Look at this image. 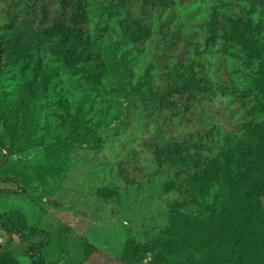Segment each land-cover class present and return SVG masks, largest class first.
Masks as SVG:
<instances>
[{
	"label": "trees",
	"instance_id": "trees-1",
	"mask_svg": "<svg viewBox=\"0 0 264 264\" xmlns=\"http://www.w3.org/2000/svg\"><path fill=\"white\" fill-rule=\"evenodd\" d=\"M57 1L58 12L42 0L40 7L34 5L32 13L28 11L33 19H24L21 24L17 18L9 19L5 32L0 33V69L20 66L23 75L22 84L13 86L8 94L12 96L10 107L0 110V144L3 138L15 141L23 131L31 140L34 122L41 117L50 123L53 115L45 110L51 106L54 116L68 125L69 148H95L99 130L106 128L105 120L99 118L103 114L87 113L90 117L83 122L80 115L88 105L93 109L111 96L122 111L143 101L162 112L181 111L199 118L206 116L208 106L218 96L233 99L232 131H218L215 138L222 135L223 139L215 141L217 150H208L206 157L194 151L189 141L174 137L152 145L156 162L169 171L165 191L179 196L170 205L165 237H157L154 243L159 244L158 253L163 252L159 261L176 259L178 264H195L183 253V247L192 244L198 253L197 264H264V63L257 77L252 74L243 88L236 90L226 78L229 72L224 63L221 66L225 70L218 77H211L210 70L201 74L204 60L191 57L190 43L177 21L190 0ZM95 2L101 19L92 30L87 5ZM212 2L213 19L205 26L212 41L222 37L245 52L260 51L257 37L264 39V0ZM102 3L106 4L103 8L99 6ZM154 22L155 34L166 41L157 49L161 45L166 49L154 63H146L142 79L134 80L131 67L144 51L139 46L152 37ZM128 40L136 49L132 60L131 49L121 51ZM157 60L165 61L163 68ZM157 69L164 81L162 87L151 82ZM231 75L228 77H234ZM66 83L72 88L67 89ZM118 112L112 114L119 121L122 115ZM216 127L219 129L216 124L209 128L210 136ZM62 145L57 143L56 152L63 149ZM0 229L21 237L38 233L17 211L0 213ZM0 264L20 263L11 253L0 252Z\"/></svg>",
	"mask_w": 264,
	"mask_h": 264
},
{
	"label": "rangeland",
	"instance_id": "rangeland-1",
	"mask_svg": "<svg viewBox=\"0 0 264 264\" xmlns=\"http://www.w3.org/2000/svg\"><path fill=\"white\" fill-rule=\"evenodd\" d=\"M45 1L55 13L60 10L57 0ZM41 4L42 0H0V33L5 32L9 19L17 18L19 24L33 19L28 11L32 13V7ZM213 4L212 0H190L178 16V25L190 43L191 57L204 60L201 74L206 75L210 70L211 77H218L226 69L229 72L226 78L232 81L235 90L243 88L242 84L263 68L264 39L257 37L261 48L255 53L245 52L232 40L231 46L226 38L212 41L205 26L213 19ZM97 5L96 2L87 5L92 30L101 19ZM104 5L99 6L103 8ZM156 29L157 22H154L152 37L144 46H139L144 51L131 67L134 80L142 79L147 72L146 63H154L155 57L166 49L163 45L157 49L166 41L155 34ZM125 45L121 51L131 49L132 60L136 57L133 42L128 40ZM224 47L228 49L223 50ZM2 55L4 67L5 54ZM156 62L163 68L165 61ZM223 63L225 69L221 66ZM20 69V66L0 69L2 111L10 107L12 96L8 94L12 87L22 84ZM230 75L234 77H228ZM151 78V82L163 86L158 69ZM73 80L76 84V79ZM65 85L67 89L72 88ZM106 101L93 109L88 105L80 115L83 122L91 114H103L99 118L105 120L106 128L99 130V143L95 148L86 145L69 148L66 139L70 130L67 123L54 116L53 106L45 110L53 115L49 124L40 117L31 126V140L24 137V131L15 141L3 138L0 144V213H22L38 233L21 237L0 229V252L11 253L20 264H178L176 259L159 261L158 256L163 252L158 253L159 244L154 243L157 237H165L170 205L179 196L165 191L169 171L156 162L152 145L174 137L189 141L194 151L206 157L208 150H217L215 141L223 139L222 135L215 138L217 132L232 131L235 102L218 96L215 103L208 106L206 116L199 118V115L185 116L181 111L179 114L162 112L155 106L149 108L143 101L122 111L113 96ZM114 111L122 115L119 121L114 119ZM214 124L219 129L216 127L210 136L208 130ZM2 134L0 121L1 138ZM59 142L64 143L63 149L56 152ZM261 202L264 208V196ZM196 246H199L197 241ZM183 253L188 261L197 264L198 253L192 244L185 245Z\"/></svg>",
	"mask_w": 264,
	"mask_h": 264
}]
</instances>
